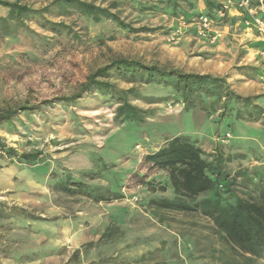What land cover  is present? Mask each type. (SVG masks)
I'll list each match as a JSON object with an SVG mask.
<instances>
[{
    "label": "rangeland",
    "instance_id": "374dc122",
    "mask_svg": "<svg viewBox=\"0 0 264 264\" xmlns=\"http://www.w3.org/2000/svg\"><path fill=\"white\" fill-rule=\"evenodd\" d=\"M111 1L96 0L104 5ZM119 1L120 6L112 11L132 30L109 20L94 22L75 11L59 15L56 10L46 17L69 25L72 35L52 39L48 46L41 35L52 37L54 33L36 21H26L39 36L20 27L15 37H0V108L71 95L95 68L117 56L226 77L233 91L256 97L264 106L263 73L258 75L254 66L240 63L245 49H219L218 44L196 36L190 19L202 13L204 0L181 1L177 8L172 3L161 8L166 2L160 0ZM145 5L159 7L146 9ZM3 10L0 5V12ZM118 84L122 88L132 85L123 80ZM143 89L147 97L133 100V104L149 111L144 122L118 123L115 105L88 99L75 108L55 105L48 116L36 115L32 122L23 116L26 124L19 123L15 133L0 128L3 142L17 152L10 156L0 151V264H96L110 256H115L116 264H128L162 246L163 241L171 246L175 239L179 253L173 259L177 257L178 264H222L214 258L213 249L223 243L210 218L199 213L161 211L155 215L148 206L152 196L170 192L160 186L167 180L166 171L145 167L141 173L147 174L151 186L130 177L145 154L179 132L200 145L205 142L202 147L208 153L218 154L224 148L223 161L228 163L227 153L242 150L240 143L246 148L248 140L257 136L255 143L263 145L264 117L248 121L244 127L237 121L232 131L229 118L218 123L217 113L208 116L199 107L185 110L170 87ZM227 131L233 136L222 142ZM37 152L34 160L24 158ZM240 163L233 156L229 170L234 173L242 166L261 164L254 157ZM68 177L86 182L89 188L108 187L124 197L95 202L82 194L67 195L55 184ZM236 188V195L243 196V188ZM236 195L229 194L228 201L233 203ZM21 209L37 218H28ZM113 223L119 230L108 237L112 242H100ZM90 242L94 246L85 248ZM185 245L193 253L190 256ZM78 249L81 259L72 261ZM259 261L264 264V258Z\"/></svg>",
    "mask_w": 264,
    "mask_h": 264
},
{
    "label": "trees",
    "instance_id": "16d2710c",
    "mask_svg": "<svg viewBox=\"0 0 264 264\" xmlns=\"http://www.w3.org/2000/svg\"><path fill=\"white\" fill-rule=\"evenodd\" d=\"M160 1L166 2V7L161 8H169L171 3L173 8H177L181 5V1L187 0ZM220 1L204 0L209 15L220 7ZM40 2L42 4L37 7L35 4ZM120 2L112 0L108 5H104L97 3L96 0H35L32 3L25 0H0V5L5 9L4 14H0V37H15L20 27L35 34L36 32L30 29L26 21H36L41 28L54 33L52 37L41 35L42 41L48 46L52 39L59 40L64 34L72 35L73 31L69 25L46 17L56 10L59 11V15H69L75 11L94 22L109 20L132 30L133 27L129 23H125L118 13L112 11L120 6ZM188 2L193 4L192 1L188 0ZM158 7L159 5L157 7L145 5L146 9ZM118 80L132 85L129 88H122ZM147 86L170 87L177 99L184 103L185 110L199 107L208 116L217 113L218 119L215 121L219 123L223 118H229L231 122L228 126L231 127L237 124V121H240L241 126L244 127L246 122L257 121L264 117V106L254 99L256 97L239 95L231 89L226 77L187 72L178 67L117 56L95 68L71 95L57 96L35 105L22 104L6 110L0 108V128L4 127L7 132L15 133L19 123L26 124L23 116L32 122L36 115L48 116L50 109L55 105L75 108L88 99L102 100L105 104L115 105L114 120L118 123L144 122L149 111L134 105L133 100L147 97L143 93V87ZM234 128L232 127L231 130L234 131ZM256 138L257 136L249 139L246 148L244 144L238 143L243 149H237L235 153L228 152L226 162H231L234 156L243 165L244 161L248 162L254 157L261 164L251 168L242 166L232 173L228 168L230 165L223 161L224 148L223 151L220 148L218 154L208 153L185 134L169 136L156 150L142 157L138 170L133 172L130 178L151 186L153 183L145 179L147 174L141 171L145 167L166 171L167 180L160 186L163 191L170 192L167 195L152 196L147 201L155 215L162 211L199 213L208 217L212 220L215 233L223 243L222 247L213 249L214 258L219 259L222 264H260L259 260L264 258V137L263 145L255 143L258 140ZM0 151L10 156L17 155L16 150L7 146L1 137ZM38 155L37 152L25 155L24 158L31 161ZM55 186L67 195L82 194L95 202L124 197L123 193L114 192L108 187L89 188L86 182L71 180L70 177L57 182ZM236 186L243 188V196L236 195L238 192ZM152 188L155 190L156 185ZM231 193L236 195L233 203L228 201ZM20 212L28 218H37L25 209H21ZM122 215H125V211ZM159 220L163 222L165 217L161 215ZM118 230V225L114 223L109 225L100 242L102 240H106V243L112 242L108 237ZM94 244L90 242L84 246L86 248ZM162 244L134 257L128 264H178L177 257L173 259L179 253L177 239L171 243V246H166L167 241H163ZM183 247L188 256L193 254L186 245ZM80 259L81 254L78 249L72 255V261ZM96 264H116L115 256L102 258Z\"/></svg>",
    "mask_w": 264,
    "mask_h": 264
},
{
    "label": "crops",
    "instance_id": "0c3cea01",
    "mask_svg": "<svg viewBox=\"0 0 264 264\" xmlns=\"http://www.w3.org/2000/svg\"><path fill=\"white\" fill-rule=\"evenodd\" d=\"M201 6V12L208 14L205 5ZM4 10L1 11L0 14H4ZM212 15L215 16V10L212 12ZM259 16L263 18L264 12L260 11ZM245 17L246 14L233 5L227 13L226 19H216L213 28L218 32L219 36L215 43L218 44L219 49L227 48L228 50H234L235 48L239 49L240 47L245 49L243 56L240 58V63L245 65L249 64L252 67L254 66L259 75L264 71V61L258 54L259 50L264 48V34L254 25L247 26L245 23ZM233 53L234 54L232 55L236 58L237 52L235 51ZM179 134L182 133L179 132ZM217 134L219 133L217 132L216 135ZM216 135L213 141L216 139ZM203 144L201 146H203Z\"/></svg>",
    "mask_w": 264,
    "mask_h": 264
},
{
    "label": "built area",
    "instance_id": "2783aa9c",
    "mask_svg": "<svg viewBox=\"0 0 264 264\" xmlns=\"http://www.w3.org/2000/svg\"><path fill=\"white\" fill-rule=\"evenodd\" d=\"M233 5L246 14L245 23L247 26L254 25L264 34V19L259 16L260 11L264 12V0H222L220 7L215 11L216 18L207 13H201L190 19V24L196 31V36L203 41L215 43L219 36L213 28L215 20L226 19L227 13ZM258 54L264 61V48L260 49ZM262 78L264 79V71ZM230 138H232V134L227 131L222 138V142H226Z\"/></svg>",
    "mask_w": 264,
    "mask_h": 264
}]
</instances>
